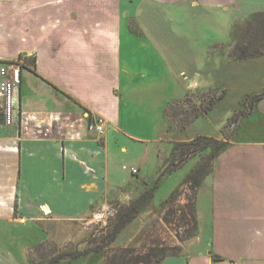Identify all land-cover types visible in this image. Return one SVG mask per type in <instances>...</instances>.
<instances>
[{"label":"crops","instance_id":"obj_1","mask_svg":"<svg viewBox=\"0 0 264 264\" xmlns=\"http://www.w3.org/2000/svg\"><path fill=\"white\" fill-rule=\"evenodd\" d=\"M30 2L52 18H29L22 48H0V62L20 53L36 59L19 65L14 122L0 121L2 239V224L25 226L40 213L75 218L93 207L100 216L118 190H146L148 148L131 164L142 172L134 179L115 170L116 157L129 140L153 142L157 153L164 107L189 90L215 86L227 94L240 78L245 95L264 88V55L237 59L222 51L236 41L237 26L264 11V0ZM100 117L101 133L89 127ZM203 196L209 218L198 212ZM193 201L196 235L160 264H264V98L239 117ZM1 243L3 264L10 253Z\"/></svg>","mask_w":264,"mask_h":264},{"label":"rangeland","instance_id":"obj_2","mask_svg":"<svg viewBox=\"0 0 264 264\" xmlns=\"http://www.w3.org/2000/svg\"><path fill=\"white\" fill-rule=\"evenodd\" d=\"M37 5L30 2V0H0L1 49L4 48L10 51L11 49L22 48L25 41L28 40L26 39V33L23 34V26H30L29 18L32 21L37 19L38 15L42 19H47L46 21L52 18L53 14L49 9L39 7V14V9L36 8ZM237 27L236 41L230 47H223L222 51H224V55H227L226 57L233 58L230 52L232 49L234 50L235 44L243 45L244 30L242 26ZM219 48L220 46L211 47L209 52L212 53ZM8 60L13 62L12 65L14 63L24 64L22 63L24 61L23 57ZM244 71H247V69L242 70V72ZM250 72L254 73L252 69H250ZM246 80L243 78H240V81L234 80L231 83L233 85H229L231 88L228 93L223 98L218 99L207 114L190 122L184 128H181L178 122L179 117L176 119L169 115L163 116L157 153L153 142L145 143L131 140L126 142L128 148L125 153L121 152L116 157L115 170L120 175H128L129 171L121 168L122 163L132 166V162L136 158L138 160L141 152L148 148L147 151H144L146 156L143 167L144 174L147 173L148 176H151L153 182L159 179L154 194L145 199L141 206L133 211V218L120 229L112 242L106 243L112 228L118 219H122L131 211L130 204L139 198L145 189L134 190L131 195L122 194L121 190H118L117 195L104 208V212H100V216L92 214L99 209L93 207L83 210L75 218L62 217L56 219L53 216L46 217L43 213H40L38 219L28 221L25 226L17 223L2 224L3 239L0 238V250L5 247L1 241H5L9 248V250L5 249V252L10 253L2 256L5 261L3 264H47L54 256L70 252L86 253L77 257H65L57 264H135L133 262L135 258L149 253L154 249L152 247L181 246L187 242L188 238L194 233L195 223L190 206H193V200L199 187L190 184L188 175L200 157L208 154L210 149L193 150L181 146L176 150L175 157L178 159L173 162L176 169L164 175H159V173L163 166L169 163L174 143L187 142L198 134L206 133L224 139L223 127L228 120L226 118H229L230 114L236 111L237 108L247 109L245 104L246 95L237 88L239 84L242 85ZM201 86L203 85L201 84ZM213 87L209 90L198 87L189 90L187 93L192 92V101L198 103L201 98L213 94L217 95L222 91V89ZM180 102L178 104L184 105L183 102ZM3 104H6V99L5 101L0 99V105L3 106ZM12 104L15 109V98L12 100ZM184 107H187V105ZM184 107L181 106L180 108L183 109ZM231 128H226L225 132H230ZM180 150H185L182 157L178 156ZM136 169L137 172L133 173L134 177L132 179L136 178L139 173L142 175L137 167ZM140 186L142 187V185ZM208 203L207 196L200 199L198 212L201 217H210ZM202 241L205 243V240L202 239Z\"/></svg>","mask_w":264,"mask_h":264},{"label":"trees","instance_id":"obj_3","mask_svg":"<svg viewBox=\"0 0 264 264\" xmlns=\"http://www.w3.org/2000/svg\"><path fill=\"white\" fill-rule=\"evenodd\" d=\"M245 25L242 26L244 30L243 38V45L239 46L235 44L234 50L232 49L230 52V55L237 59H245L248 57H255L264 55V11L255 12L250 16V18L244 23ZM132 30L134 32H137V29L133 24H131ZM249 33L248 35H245ZM247 36V37H246ZM23 57V55L19 54V59ZM24 62L26 64L35 65L36 59L35 57L27 58L23 57ZM0 63H13L12 61L6 60L1 61ZM226 95L225 89H223L219 94L211 95L209 97H204L199 100L198 103H195L192 101V92L186 93L185 96L179 100L172 101L168 103L164 109H163V116L169 115L170 117L178 118V122L181 125V128L186 127L190 122L194 121L195 119L205 115L206 113L211 110L215 102L218 99L223 98ZM70 97V96H69ZM246 108H238L227 120V122L224 125V131H223V137L218 138L211 135L206 134H198L191 138L187 142H176L173 144L171 149V155L169 158V163L165 166H163V169L160 171L159 175H164L167 172H170L171 170H175V166L173 165V162L177 161L178 158H176V150L181 147H187L192 148L193 150H204L206 148H209L210 151L206 155H202L196 165L191 170V173L188 175V180L190 181L191 185L199 186L202 182V180L208 175V173L211 170L212 167V159L215 156L216 153L223 150L228 145V140L230 139L231 135L235 132L236 124L239 120V117L242 115H246L250 113L252 110L254 104L264 98V88L258 92L246 95ZM181 100V102H180ZM178 102L182 103L184 105L178 104ZM187 107H184L186 106ZM184 107L181 109L180 107ZM2 111V115H1ZM3 116V110L2 106H0V121L4 122V116ZM232 127L230 132L226 133L225 129ZM185 150H180V153L178 154L179 157H182L184 155ZM174 166V167H173ZM159 179V178H158ZM158 179L153 182L150 181L148 183V187L146 190L137 198L134 200L131 204V211L127 213L125 217L122 219H118L114 227L112 228L108 240L106 243L112 242L117 233L120 231L123 226L128 223L133 218V211L137 210L141 204L147 199L149 196H152L154 194L155 188L157 187ZM192 208L191 214L193 216V220L195 223L194 227V233L191 237L188 239H191L193 236L197 233V214H196V208L193 201V206H190ZM152 249L149 253L139 255L135 260L133 261L135 264H160L161 261L168 256H177L181 253V246H157L152 247ZM93 250V249H92ZM86 252H70V253H60L57 256H54L51 258V260L47 264H57L61 259L65 257H77L80 255H83Z\"/></svg>","mask_w":264,"mask_h":264},{"label":"built area","instance_id":"obj_4","mask_svg":"<svg viewBox=\"0 0 264 264\" xmlns=\"http://www.w3.org/2000/svg\"><path fill=\"white\" fill-rule=\"evenodd\" d=\"M0 96L6 99V104L2 106L4 123L14 122V117L17 114L16 109L13 108L12 100L15 98L17 86L20 83V66L12 63H1L0 64ZM1 106V105H0ZM14 109V110H13ZM97 132H103L105 127L104 118L100 117L89 126ZM122 169L128 170L131 173H136L137 169L133 166L122 165Z\"/></svg>","mask_w":264,"mask_h":264},{"label":"water","instance_id":"obj_5","mask_svg":"<svg viewBox=\"0 0 264 264\" xmlns=\"http://www.w3.org/2000/svg\"><path fill=\"white\" fill-rule=\"evenodd\" d=\"M46 209V208H45Z\"/></svg>","mask_w":264,"mask_h":264}]
</instances>
